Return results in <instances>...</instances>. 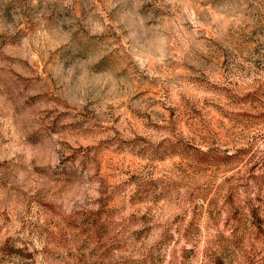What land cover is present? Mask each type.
<instances>
[{"label": "rangeland", "instance_id": "1", "mask_svg": "<svg viewBox=\"0 0 264 264\" xmlns=\"http://www.w3.org/2000/svg\"><path fill=\"white\" fill-rule=\"evenodd\" d=\"M0 264H264V0H0Z\"/></svg>", "mask_w": 264, "mask_h": 264}]
</instances>
